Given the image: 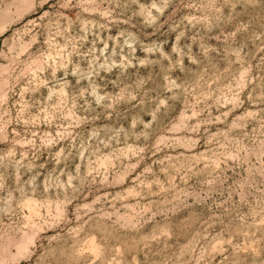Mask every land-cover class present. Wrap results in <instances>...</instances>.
Instances as JSON below:
<instances>
[{"label": "rangeland", "instance_id": "rangeland-1", "mask_svg": "<svg viewBox=\"0 0 264 264\" xmlns=\"http://www.w3.org/2000/svg\"><path fill=\"white\" fill-rule=\"evenodd\" d=\"M0 264H264V0H0Z\"/></svg>", "mask_w": 264, "mask_h": 264}]
</instances>
